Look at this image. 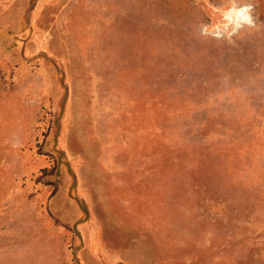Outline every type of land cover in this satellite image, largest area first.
<instances>
[{"label": "rangeland", "instance_id": "1", "mask_svg": "<svg viewBox=\"0 0 264 264\" xmlns=\"http://www.w3.org/2000/svg\"><path fill=\"white\" fill-rule=\"evenodd\" d=\"M0 0V264H264V0Z\"/></svg>", "mask_w": 264, "mask_h": 264}, {"label": "clouds", "instance_id": "2", "mask_svg": "<svg viewBox=\"0 0 264 264\" xmlns=\"http://www.w3.org/2000/svg\"><path fill=\"white\" fill-rule=\"evenodd\" d=\"M228 7L221 10L219 22L198 26L200 37L234 44L242 31L257 29L258 17L253 16L254 5L249 0H228Z\"/></svg>", "mask_w": 264, "mask_h": 264}]
</instances>
